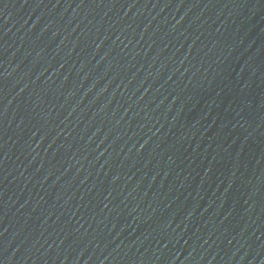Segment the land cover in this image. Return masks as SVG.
Masks as SVG:
<instances>
[{
    "label": "water",
    "instance_id": "1",
    "mask_svg": "<svg viewBox=\"0 0 264 264\" xmlns=\"http://www.w3.org/2000/svg\"><path fill=\"white\" fill-rule=\"evenodd\" d=\"M0 264H264V0H0Z\"/></svg>",
    "mask_w": 264,
    "mask_h": 264
}]
</instances>
